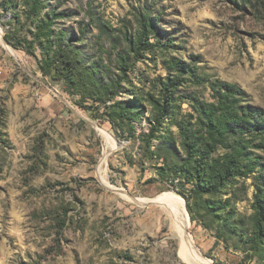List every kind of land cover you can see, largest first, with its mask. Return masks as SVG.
Segmentation results:
<instances>
[{
  "label": "rangeland",
  "instance_id": "374dc122",
  "mask_svg": "<svg viewBox=\"0 0 264 264\" xmlns=\"http://www.w3.org/2000/svg\"><path fill=\"white\" fill-rule=\"evenodd\" d=\"M29 10L26 0H0V264H200L173 228L169 198L183 204L190 247L205 260L264 264V248L254 253L249 243L259 174L213 198L221 200L218 213L194 216L191 185L172 183L170 169L185 159L176 123L194 113L191 97L213 101L211 81L237 85L244 103L264 109V0H44L38 19ZM54 11L65 15L55 20L59 41L85 66L98 65L105 83L123 78L116 54L128 47L124 33L137 34V18L151 15L156 34L140 58L130 53L118 97L144 108L130 134L90 118L79 96L43 76L42 45L31 55L6 43L10 32L33 40ZM92 19L109 33L100 37ZM173 58L194 72L184 75L170 120L149 144L152 100H161ZM254 151L264 163V150Z\"/></svg>",
  "mask_w": 264,
  "mask_h": 264
},
{
  "label": "trees",
  "instance_id": "16d2710c",
  "mask_svg": "<svg viewBox=\"0 0 264 264\" xmlns=\"http://www.w3.org/2000/svg\"><path fill=\"white\" fill-rule=\"evenodd\" d=\"M26 2L30 8L28 18L38 19L42 14L44 0ZM63 18L64 14L55 11L46 15L40 20L33 40L17 37L15 32L8 33L4 39L14 49L23 48L31 55H34L37 43L42 45L43 57L37 58L36 63L43 76L53 82H61L66 92L79 96L78 105L83 110L91 111L90 118L107 120L121 134H130L133 123L142 118L144 108L142 103L135 105L134 101L118 100V97L122 93L123 84L127 83V73L131 67L130 53L137 59L149 50L151 35L156 34L154 20L149 13L142 14L137 18V34L124 33L121 42H125L128 47L116 54L123 78L105 83L100 77L98 65L85 66L78 52L75 53L70 45L60 42L62 33H55L54 25L56 19ZM90 24L100 30V37L109 33L107 25L99 19H92ZM118 39L120 37L114 40ZM113 48L118 49V45L114 43ZM168 71L169 77L161 87V100H152L156 113L150 117V133L147 135L149 144L165 122L170 120L169 112L174 96L185 82L184 75L194 72L191 66L176 58L168 61ZM209 87L213 101L191 97L194 113L176 123L185 159L170 167L175 175L172 183L180 178L183 186L191 185L187 205L192 215L195 209L199 213L200 209H208L215 214L218 213L215 206L221 205V200L215 201L213 198L225 194L238 179H247L258 173L255 176V214L249 243L250 250L259 253L264 248V177L263 171L257 170L263 169L264 163L254 150H264V109L244 103L246 93L235 84L215 80L211 81ZM102 107L104 112L101 113ZM169 124L174 123L170 121ZM38 143L37 150L41 153L44 140L40 139ZM230 202L228 199L227 203Z\"/></svg>",
  "mask_w": 264,
  "mask_h": 264
},
{
  "label": "bare ground",
  "instance_id": "6f19581e",
  "mask_svg": "<svg viewBox=\"0 0 264 264\" xmlns=\"http://www.w3.org/2000/svg\"><path fill=\"white\" fill-rule=\"evenodd\" d=\"M107 157L108 155L106 153L105 161ZM169 200H170L169 205L167 207L170 209L169 212H171L172 213L171 215L173 216V228H175L182 235L181 239L183 241V248L185 249L184 251L186 252L187 256H189V258L194 260L196 263L211 264L209 261L205 260L201 256V254L198 253V251L195 252L190 247L191 238L189 233H187V229L189 227V221H188V216L184 211L183 204L176 199L169 198Z\"/></svg>",
  "mask_w": 264,
  "mask_h": 264
}]
</instances>
